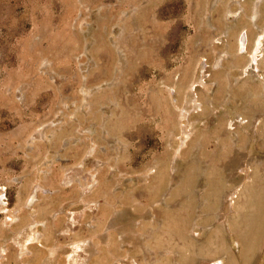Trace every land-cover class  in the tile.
Wrapping results in <instances>:
<instances>
[{"label":"rangeland","instance_id":"rangeland-1","mask_svg":"<svg viewBox=\"0 0 264 264\" xmlns=\"http://www.w3.org/2000/svg\"><path fill=\"white\" fill-rule=\"evenodd\" d=\"M242 30L264 34V0H0V264L42 247L38 263L264 264V38L246 75Z\"/></svg>","mask_w":264,"mask_h":264},{"label":"bare ground","instance_id":"bare-ground-1","mask_svg":"<svg viewBox=\"0 0 264 264\" xmlns=\"http://www.w3.org/2000/svg\"><path fill=\"white\" fill-rule=\"evenodd\" d=\"M263 38H264V34H262V33H260V34H258V35H256V37H255V39H254V42H252L251 43V45H250V36H249V33L246 31V30H242V31H240L239 32V34H238V37H237V40H238V42H237V44H238V52H239V55L240 56H243V57H245V58H247L248 60H247V67L245 68V70H247V72L245 71V73L244 74H246V75H250L251 73H256V72H258V71H260V67H259V61H260V54H261V52H262V45H263ZM204 66H209V64L208 63H205L204 64ZM218 74H216V72L215 73H210L209 75H208V79H212L214 76H217ZM220 77H221V75H220ZM187 79V78H186ZM207 79V80H208ZM220 79V78H219ZM220 80H222L223 81V79L221 78ZM240 80H242V79H240ZM187 81H188V79H187ZM186 81V82H187ZM220 82V81H219ZM239 82V81H238ZM225 83V82H224ZM197 85L198 84H195V86H193L192 87V89H196L197 88ZM220 85H222V83L220 84ZM240 85H241V83H240ZM220 87V86H219ZM228 87H229V85H228ZM235 88V87H234ZM242 88V87H241ZM228 89V88H227ZM232 89V88H231ZM177 90V89H176ZM175 90V91H176ZM235 90V89H234ZM237 90V89H236ZM247 90H248V88H247ZM242 92V91H241ZM197 96V98H199L201 95L200 94H197L196 95ZM218 99L219 98H221V97H223V93L222 92H219L218 93ZM230 96V95H229ZM237 96V95H236ZM235 96V97H236ZM231 97V96H230ZM241 97V96H240ZM226 99V98H225ZM231 99V98H230ZM253 100V99H252ZM241 101V100H240ZM245 101H248V100H245ZM233 102V101H232ZM239 103V102H238ZM226 104V103H225ZM251 104V103H250ZM231 105V104H230ZM243 106V105H242ZM243 107H245V106H243ZM237 108V107H236ZM238 109V108H237ZM247 109V108H246ZM251 109V108H250ZM241 112V111H240ZM256 115H259V113L258 112H256L252 117H250L249 118V120H248V122H249V124H247L246 125V127H250V125H251V121L253 120V118L256 116ZM235 123V122H234ZM231 129H234L235 130V125H233V126H231L230 127ZM217 130V129H216ZM218 131H220V130H218ZM228 131V130H227ZM207 133H209V131H207ZM211 133H212V130H211ZM214 133V132H213ZM226 134V133H225ZM237 134V133H236ZM207 135V134H206ZM213 135V134H212ZM215 135V134H214ZM238 135V134H237ZM236 135V136H237ZM203 136V135H202ZM204 137H206V136H204ZM207 137H208V135H207ZM228 137V136H227ZM209 138V137H208ZM237 138V137H236ZM240 138V137H239ZM202 139V138H201ZM210 139H211V137H210ZM206 141H207V139H206ZM236 141V140H235ZM205 142V141H204ZM222 142V141H221ZM217 143H219V140H218V142ZM213 144H214V141H213ZM225 145V144H224ZM225 152V151H224ZM49 158V157H48ZM75 158V157H74ZM78 158V157H77ZM70 159H73V158H70ZM63 163V162H62ZM54 165V164H53ZM58 165V167H59V164H57ZM57 165H56V170H58L59 168L57 167ZM27 166V165H26ZM47 166V165H46ZM65 166V165H64ZM68 166H70V165H68ZM75 167H76V165H74ZM32 166L30 165V168H31ZM51 167H52V165H51ZM72 167V166H71ZM23 168H25V167H23ZM29 168V167H28ZM29 168V169H30ZM58 168V169H57ZM69 168V167H68ZM79 168V167H78ZM77 168V169H78ZM26 169V168H25ZM47 169V168H46ZM61 169H62V167H61ZM76 169V170H77ZM53 170H55L54 168H53ZM55 170V171H56ZM72 170V169H71ZM76 170H74V174H75V171ZM24 171V170H23ZM80 171V170H79ZM21 172V171H20ZM28 173L27 171H24L23 173ZM52 172V171H51ZM54 172V171H53ZM58 172V171H57ZM76 173H78V172H76ZM55 174V173H54ZM60 174V173H59ZM69 174V173H68ZM23 175V174H22ZM33 175V174H32ZM42 175V173L40 174V176ZM62 175V174H61ZM29 176V175H28ZM27 177V176H26ZM34 177V176H33ZM53 177H54V175H53ZM57 177V176H56ZM29 179V178H28ZM75 179V178H74ZM73 179V180H74ZM82 179V178H81ZM40 180V179H39ZM55 180V179H54ZM32 181V180H31ZM24 182V181H23ZM27 183V182H26ZM36 183V182H35ZM77 183V182H76ZM22 184V183H21ZM260 184H262V182L260 183ZM50 185V184H49ZM71 185H72V183H71ZM70 185V186H71ZM250 185V184H249ZM21 186H23V185H21ZM33 186V185H32ZM57 186H59V184L57 183ZM76 186H78V185H76ZM264 186V185H263ZM72 187V186H71ZM74 187V186H73ZM256 187V186H255ZM260 187V186H259ZM258 187V188H259ZM29 188V187H28ZM45 188V187H44ZM75 188V187H74ZM79 188V187H78ZM262 188V187H261ZM264 188V187H263ZM50 189H51V187H50ZM249 189V188H248ZM28 189L27 188H23L22 189V199L23 198H25L24 196L27 194V191ZM64 192V189L63 188H58V187H52V193H56V194H58V197H59V199H61L62 200V203L59 205V206H57V208H59L60 210H61V212L60 213H63V209L65 208V206H66V203H68L69 201H66V199H67V196L66 195H61L62 193ZM69 192H70V189H69ZM75 192H76V190H75ZM46 193V192H45ZM44 193V195H42V193H41V195H42V198L43 199H39L38 198V201L36 202V205L38 204L39 205V203L40 204H42V205H44V212H42L41 210H37V208H35L34 209V214H33V217H34V219H36L37 221H40V220H44L45 219V216H46V214H48V213H51L52 212V210L54 209V204H52V203H50L49 202V198H48V194H45ZM66 193V192H65ZM263 194V193H262ZM255 195V194H254ZM38 196H40V195H38ZM48 199H47V198ZM54 197V196H53ZM145 197V196H144ZM149 197V196H148ZM141 199V198H140ZM143 199V198H142ZM52 200V199H51ZM71 200V199H70ZM24 201V200H23ZM56 202H57V199L55 200ZM78 201V200H77ZM25 202V201H24ZM81 202V201H80ZM79 202V203H80ZM145 202H147V201H145ZM22 203V202H21ZM55 203V202H54ZM57 203H59V202H57ZM57 203H56V205H57ZM75 204H78V203H75ZM71 205V204H70ZM40 206V205H39ZM57 210V209H56ZM59 215V214H58ZM59 217V216H58ZM57 219H60V217L59 218H57ZM45 222V227H48L49 225H52V227L55 229V230H58L59 228H61V226H62V222H60V221H58V220H53L52 222H50L49 223V221L48 220H46V221H44ZM36 227L38 228V229H40V228H42V227H40V226H38V225H36ZM26 239H27V241H26V243H27V248H29V245H31L32 243H34L35 242V240L37 239V240H42V239H44V236H39V234H37V236H36V233L35 232H32V231H29V233H27V236H26ZM58 240H59V238H58ZM49 244H51V241L50 240H45V246H48ZM83 244H85V242H77V243H74L73 245H72V250H71V253H70V258H69V261H74V260H77L78 258H76L75 256L76 255H81V250L83 249ZM51 248H53V247H49V248H45L44 249V247H42L39 251H38V255H34V253H31V255H26V254H23L22 256H18V259H17V261L14 263V264H48L49 262H51L52 260H49V259H44L42 262H40V263H38L37 261H36V259L38 258V257H40V256H42L41 255V253H43L44 251H46L47 253L49 252V249H51ZM23 252L24 253V247H23V245L22 244H20V248L18 249L17 247H15V245H12L11 243L9 244V248L8 249H5L4 248V250L3 251H1V253L2 254H5V256H6V260H8L9 258L7 257V255H9V254H17L18 252ZM58 252H60L61 251V248H58V250H57ZM92 255L93 254H89L85 259H84V261L82 262V263H80V264H91L90 263V261H91V258H92ZM50 258H51V256H50ZM57 260V259H56ZM22 261V262H21ZM65 261H66V258H63L62 257V259H60V261H58V262H54V261H52V264H53V262L55 263V264H65ZM71 264V263H70ZM73 264H79V263H73ZM93 264V263H92ZM97 264V263H96ZM212 264H223L222 263V261L221 260H219V261H215V262H213Z\"/></svg>","mask_w":264,"mask_h":264}]
</instances>
